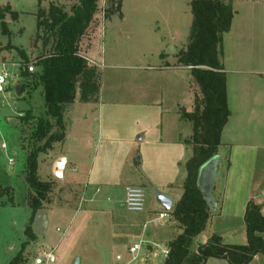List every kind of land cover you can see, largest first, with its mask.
Masks as SVG:
<instances>
[{"label":"rangeland","instance_id":"rangeland-1","mask_svg":"<svg viewBox=\"0 0 264 264\" xmlns=\"http://www.w3.org/2000/svg\"><path fill=\"white\" fill-rule=\"evenodd\" d=\"M56 1L70 9L78 0ZM118 3L121 4L120 11ZM48 4L49 0H46L42 5L48 7ZM8 6L11 10L4 9L3 15H0V61H6L15 68L17 66L13 63L24 65L37 61L44 46L43 41L36 36L38 0H0L1 8ZM242 7V1L235 4L240 12ZM193 18L191 0H99V11L82 37L80 47L97 66L89 67L90 71L94 70L89 84L86 76L81 78L75 102L65 111V140L54 145L50 151L52 157L45 153L39 156L38 175L41 179L53 176V159L61 153L69 159L66 180L77 177L81 183L91 166L114 174L116 158H113L115 161L112 160L110 154L119 152L117 148H122L123 144L104 139L99 133L102 125L112 138L137 142L138 147L133 151L136 155L127 162L125 174L136 170V159L143 153L146 163L152 167L153 177L174 181V195L181 196L186 175L185 162L192 155V148L189 146L185 152L177 154L182 165L173 166L171 161L175 159V152L170 155L165 152L163 157L158 158L154 153V146L140 147L139 141L142 140L138 137L143 132L147 139L157 135L167 138L171 132H175L176 136L181 133L184 137L192 133L190 126L182 122L179 126L178 111L191 109L195 91L200 93V88L197 84L191 86L194 81L190 68L181 66L165 73L160 67L173 66L177 62L176 58L178 60V54L187 49ZM2 24H5L8 33L3 32ZM16 48L22 49L26 56H22ZM28 80L23 75L19 79L21 86L24 85L20 94H17L14 87L0 93V145L2 142L7 144L6 149L0 147V186L13 189L12 203L8 196L1 198L0 264H9L26 241L24 230L30 213L27 201L30 189L26 180L28 153L21 142L29 125L25 128L23 120L26 114L38 116L46 108L41 89ZM81 96L84 97L83 100ZM89 102L91 106L88 105ZM16 119L18 121L13 122ZM231 128H238L243 132L242 122L232 118L226 124L216 155L217 165L225 164L229 147L226 143L227 136ZM79 129L80 133L76 135L74 130ZM10 158H13V164L10 163ZM73 163L77 170L72 169ZM122 169L124 170V165ZM67 185L62 190H69ZM141 187L146 199L144 212L152 204L156 210L149 215L144 226L146 222L154 218L156 220L162 211L156 199V190L161 192L164 188H156L148 183ZM82 206L83 204L80 208ZM128 212L137 216L144 214ZM63 223L62 220L51 222L48 235L37 236L27 246L25 260L20 264H33L34 255H42L44 249L50 250L66 228ZM58 226L61 233L56 230ZM174 226H171L167 218L161 222L156 220L149 223L151 234L144 232L142 227L141 234L121 245L122 257L119 264H142L145 258H148L145 264H164V250L169 239L180 233ZM142 237L147 243L142 247L137 260L130 263L133 254L129 247L138 243ZM197 240L195 238L192 243L193 251ZM42 258L45 261L44 255Z\"/></svg>","mask_w":264,"mask_h":264},{"label":"crops","instance_id":"crops-1","mask_svg":"<svg viewBox=\"0 0 264 264\" xmlns=\"http://www.w3.org/2000/svg\"><path fill=\"white\" fill-rule=\"evenodd\" d=\"M230 1L235 15L231 29L223 36L222 62L227 72L228 104L231 110L229 121L233 118L242 122L243 132L238 128H231L228 133L226 142L229 145L228 154L225 157V164L217 165L216 180L212 188L217 209L213 210L206 229L196 237L198 240L195 250L214 234L221 235L228 244L247 243L245 214L250 200L260 204L264 214V194L260 193L264 190V0ZM239 1L243 2L242 12L235 8ZM176 61L173 66L160 67L161 71L169 73L177 70L182 65L178 63L177 58ZM83 98L81 96V100ZM88 105L91 106V103ZM178 123L181 126L179 111ZM224 131L225 127L222 136ZM74 133L77 135L80 129L74 130ZM99 133L109 142L123 144L122 148H117L119 152L110 154L112 160L116 158L114 174L106 173L100 168L96 170L91 166L81 183L77 177L66 180L68 157L61 153L53 159V176L50 179H41L53 184V190L45 202L44 209L49 223L44 237L50 231L51 222L57 223L62 220L66 228L50 250L44 249L42 255H34L33 264H75L77 258L79 259L77 264H119L122 257L121 245L141 234L143 223L153 211H156L152 204L144 214L138 216L130 214L124 202L125 187L143 186L148 183L156 188H164L161 192L171 195L173 206L180 199V195L178 197L174 195V181L171 179L163 181L153 177L152 167L146 163L143 153L136 159L138 166L136 170L125 174L127 162L136 155L133 154L134 149L138 147L136 141L112 138L108 131H104L102 125ZM183 138L185 137L181 136V133L176 136L175 132L169 133L167 138L157 135L147 139L144 132L138 137L142 140L139 141L140 147L154 146V153L158 158L163 157L165 152H169V155L175 152V159L171 161L173 166L182 165L177 159V154L189 148L183 142ZM47 155L53 156L51 152ZM59 162L61 166H58ZM72 169L77 170L75 163ZM66 185L69 190H62ZM98 188L100 191H97ZM83 196L85 201L80 208ZM159 205L164 211L163 205L160 203ZM31 216L30 209L27 223ZM169 221L171 226L175 225L170 219ZM56 230L61 233L59 226ZM147 234H151V230H148ZM262 236L264 239V233ZM50 251L55 254L54 262H49L46 258L45 254ZM103 253L105 256L102 257ZM205 264L230 263L226 259L210 258ZM249 264H264V251L255 255Z\"/></svg>","mask_w":264,"mask_h":264},{"label":"trees","instance_id":"trees-1","mask_svg":"<svg viewBox=\"0 0 264 264\" xmlns=\"http://www.w3.org/2000/svg\"><path fill=\"white\" fill-rule=\"evenodd\" d=\"M44 1L38 0L36 12V36L43 41L44 50L35 62V72L22 73L41 89L46 107L42 114L29 113L23 120L25 128L29 125L21 143L28 153L27 201L32 216L24 230L26 241L9 264L24 262L27 246L37 237L33 231L36 213L45 208L53 190V184L38 175L39 156L48 154L56 143L65 140V111L75 101L81 78L86 76L89 84L94 74V70H89L93 66L81 56L85 51L80 47L82 37L99 11V0H78L70 9L56 0H49L48 7H44ZM120 5L117 4L118 11ZM4 9L11 10L9 6L0 7V15ZM191 10L194 18L190 43L178 54V63L190 68L194 81L191 86L197 84L200 93L195 91L190 110H179L180 121L192 130L183 138L192 148V155L185 162L183 193L169 211L170 220L181 232L168 242L169 253L164 264H205L210 258L226 259L230 264H249L255 255L264 251V214L261 205L253 200L248 202L245 214L247 243L228 244L221 235L214 234L197 250L192 249L194 239L206 229L214 213L198 179L201 167L218 154L223 129L231 117L222 55L223 36L231 29L235 10L231 1L225 0H191ZM2 26L3 32L8 33L5 24ZM16 50L26 56L22 49ZM3 196H8L12 203L13 189L0 186V205Z\"/></svg>","mask_w":264,"mask_h":264},{"label":"built area","instance_id":"built-area-1","mask_svg":"<svg viewBox=\"0 0 264 264\" xmlns=\"http://www.w3.org/2000/svg\"><path fill=\"white\" fill-rule=\"evenodd\" d=\"M81 56L86 59L92 66H97V63L94 62L92 59H90L87 55L85 54H81ZM36 62V61H35ZM35 62H28L24 65H21L19 63H13L14 66H17L15 68H12L10 65V63L6 62V61H0V93L5 92L6 90L12 88V87H16L17 84H20L19 79L22 76L23 72H28V73H32L35 72L36 70V65ZM0 147L2 149H6L7 148V144L5 142H2ZM10 163H14L13 158H10ZM97 191H100V189L98 188ZM110 200V199H109ZM85 201L84 196L81 198V202L80 204L82 205ZM125 206L126 209L130 212H144L145 211V207H146V199H145V194H144V190L141 186H137V185H127L125 187ZM170 212L169 211H161L158 214V217L156 218L157 222H161L164 219H170ZM155 219V218H154ZM151 220L150 222H146L144 224V232L148 231V224L156 221V220ZM59 230V229H58ZM147 243V241L142 237L140 239V241L138 243H134L129 247L130 252L133 254L132 259L130 260L131 262H134L137 260L140 251L142 249V247ZM150 249H152V247H150ZM164 253L166 254V256L169 253V249L168 247L166 248V250H164ZM46 258L49 262H54L56 260L55 254L50 251L47 252L46 254ZM156 255V254H154ZM147 258L143 260L142 264L146 263Z\"/></svg>","mask_w":264,"mask_h":264},{"label":"water","instance_id":"water-1","mask_svg":"<svg viewBox=\"0 0 264 264\" xmlns=\"http://www.w3.org/2000/svg\"><path fill=\"white\" fill-rule=\"evenodd\" d=\"M15 89L17 94H20L22 92L21 84H17ZM15 121L18 120L17 119L13 120V122ZM217 163H218V158L216 156L211 160H209L207 163H205L200 169L199 179H198V185L213 210L217 209V203L212 195V188L216 180ZM58 166H61V162L58 163ZM260 193L264 194V190ZM156 199L161 205H163L166 211H170L173 208V198L171 197L170 194L156 190ZM48 223L49 222H48L46 210L45 209L38 210L33 223L34 233L37 236H45ZM78 261L79 259L77 258L75 264H77Z\"/></svg>","mask_w":264,"mask_h":264}]
</instances>
